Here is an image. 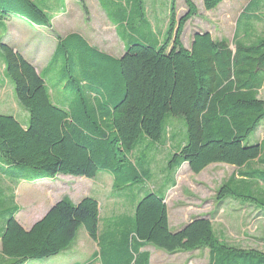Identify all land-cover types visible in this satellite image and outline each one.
Here are the masks:
<instances>
[{"label": "trees", "instance_id": "trees-1", "mask_svg": "<svg viewBox=\"0 0 264 264\" xmlns=\"http://www.w3.org/2000/svg\"><path fill=\"white\" fill-rule=\"evenodd\" d=\"M184 1L188 11L176 19L175 0H169L168 28L160 40L144 35L148 18L144 0H121L122 8L110 16L142 35L130 41L119 58L94 49L77 34L56 35V56L65 61L69 71L65 77H71L76 94V104L69 108L51 99L50 87L33 64L0 43L3 77L28 112L26 126L16 116L0 113V170L6 168L16 179L58 174L93 178L106 171L118 190L147 185L131 157L136 151L148 153L144 166L159 163L173 175L183 163L195 174L223 163L236 171L217 189L216 202L232 199L264 213V141H250L264 120V98L259 95L264 86V32L255 34L251 22L261 18L253 12L264 0H250L239 16L234 49L227 39H216L208 31L195 33L190 47H184L180 39L184 25L198 11L192 0ZM221 2L202 0L207 11ZM82 6L86 11L83 2ZM7 14L51 26L50 17L32 0H0V18ZM71 69L79 72L77 80ZM171 115L183 116L185 137L167 136ZM176 139L180 141L168 155L164 145ZM145 191L133 215L123 219L130 224L127 230H120L121 221L116 220L112 231L101 234L94 197L75 203L64 196L25 229L15 218L18 206L10 193L12 205L1 214L5 224L0 264L57 255L71 248L81 228L98 241L97 256L103 264H148L149 252L140 251L146 245L168 253L207 248L211 264H264V251L227 243L207 217L171 231L164 196ZM107 237L112 240L105 244ZM106 245L113 252L106 251Z\"/></svg>", "mask_w": 264, "mask_h": 264}, {"label": "rangeland", "instance_id": "rangeland-1", "mask_svg": "<svg viewBox=\"0 0 264 264\" xmlns=\"http://www.w3.org/2000/svg\"><path fill=\"white\" fill-rule=\"evenodd\" d=\"M158 1V0H154ZM163 3L159 4V18H162L159 14L168 15L169 0L167 1V8H163L165 0H159ZM197 7V14L191 17L184 25L181 42L184 47L189 48L193 39L195 31H208L216 39H227L230 42L231 48L234 49L233 35L235 34V24L237 17H239L242 12L246 9L249 0H222V2L213 10H205L203 8L202 0H192ZM54 4V2H53ZM154 6L151 0H144V9L148 13V9H152ZM175 18L178 19L188 11V7L184 0H175ZM165 9V13H163ZM58 12V0L56 6H54V16ZM255 15L261 16L259 20H251L252 26L255 29V34H262L264 32V4H261L256 10H254ZM150 19V15H148ZM93 21V20H92ZM153 21V19H151ZM88 28L91 31H99L101 28L98 24L91 22ZM142 28V26H141ZM159 26L157 29L159 30ZM144 29V27H143ZM65 61L58 56L55 60V64L50 66L47 70H43L44 63H40L39 71L41 75L45 78L48 86L50 87L51 99L66 108L73 107L76 104V94L74 88H72L71 77L67 78L69 71L65 66ZM43 64V65H42ZM79 72L74 69L70 70V75L77 80ZM3 77V63L0 60V80ZM67 78V79H66ZM69 82V86L66 84ZM260 97L264 98V86L260 90ZM0 113L11 114L18 118L20 122L27 123L28 112L18 103L15 98L13 88L8 80L0 81ZM168 123L171 131L174 133L185 137V124L183 116H173L168 118ZM251 142H261L264 141V120L260 123L256 132L250 138ZM133 161L139 167L143 175V181L146 182L149 188L157 186L158 182H163L164 186L171 184V180L174 176L176 185L172 190L169 191V207H170V220L171 224H177L178 219H180L179 211L189 213V215L203 216L210 213L211 222L215 233L224 239L227 243L240 248H256L264 251V213L260 210L255 209L253 206L247 204H241L239 201L226 199L222 202V210L218 211L216 207L217 203L215 199V193L217 189L224 182L228 180L230 175H232L236 168L223 164V163H213L208 165L203 171L198 174L193 173L186 163H183L177 170L176 174L173 175L172 170L164 165L156 163L150 165L149 167L144 166V162L148 157L146 151H136L131 154ZM162 161L164 160L161 159ZM162 163V162H160ZM30 173H35V170L29 169ZM104 177L109 179L107 174ZM69 176L73 186L78 187L81 181L76 176L58 174L53 178L37 179L36 181H21L20 183H15L13 186L10 184L6 186L3 183L6 181H0V214L4 210L11 206L12 203L7 198L10 193L14 194V202L18 206V211L15 215L16 220L22 226H29L30 222H33L34 215L36 218L41 216L46 210L49 209L52 204H54L59 198H62L65 194H69L70 197L72 192H69V187H65L62 181L66 182L64 177ZM100 177V176H99ZM113 176L110 175V180ZM97 181V180H96ZM94 182V188L101 184V181ZM103 183L105 189L100 195H96L100 202V220H99V230L100 234L102 232L112 231L114 227L118 224L115 219H118L122 211L128 209L129 206L124 207L125 202H130L131 194H137V188L135 185L120 188L118 190H111L110 182ZM110 185V186H109ZM139 185V184H138ZM86 185L84 187L87 190ZM83 188L77 190L75 188L74 193L76 196L83 194ZM135 189V190H134ZM72 193V194H71ZM90 194V193H88ZM94 192L90 195H93ZM83 197V196H82ZM73 200H76L73 197ZM32 213V214H31ZM124 218V217H123ZM125 220V219H124ZM121 220L119 226L120 230H127L129 227L128 221ZM124 221V222H123ZM183 222V221H182ZM86 239L87 234L84 228L78 231V236L74 242L77 245L76 251L77 255H71L70 249L61 252L55 256L48 258H43L39 260H32L31 262H36L39 264L46 263H57L66 264L65 261L69 257L77 258L80 263L86 261L92 251L97 247L95 243L88 242ZM105 244L112 240V238H105ZM74 244V246H75ZM81 244V245H80ZM80 245V246H78ZM76 247V246H75ZM153 249L156 247L152 246ZM111 252H113L108 245L104 247ZM158 249V248H156ZM164 253L163 261H155L156 257L152 261V264H211L210 251L207 248L194 250L190 252H177L172 255L162 249H159ZM83 252V253H82ZM87 254V256H86Z\"/></svg>", "mask_w": 264, "mask_h": 264}, {"label": "crops", "instance_id": "crops-1", "mask_svg": "<svg viewBox=\"0 0 264 264\" xmlns=\"http://www.w3.org/2000/svg\"><path fill=\"white\" fill-rule=\"evenodd\" d=\"M32 1L35 4H37L41 9H43V11L50 17L51 26H46L40 23H35L31 21L30 19L25 18L23 16L7 14L5 18H0V43H6L10 45L11 47H13L14 50L18 51L27 61L33 64L36 71L39 73L40 71H39L38 64L44 63L43 70H45L47 67V64L50 61H52L54 57L58 56V55L56 56L57 49H58V41H57L56 35H58L61 38H65L71 34H77L80 37H82L89 46L113 58L121 57L126 47L128 46V43L132 41L134 38L142 35V33H139V32H137L138 35L132 33L131 32L132 30H129V28L126 27V24L123 23L121 18L110 16V13L111 14L114 13L112 12V10H115L116 8L117 10L118 8H122L120 4L121 0H58V12L57 14H55V16H54L53 10H54V6H56L57 4V0H32ZM167 1L168 0H165V4L163 8L164 7L167 8V4H168ZM249 1L247 5L249 4ZM82 2L86 6V11L84 10L82 6ZM151 3H153L154 6L152 7L151 10L148 9V13L146 12L147 17H149L148 15H150V19L147 18V22L144 28L145 30L144 35H146L147 39L151 37L152 38L158 37V39L162 40L165 37L167 28H168V15L165 13L166 10L163 9L162 11L165 14L164 15H162L161 13L159 14L162 18H159L158 16V12H159L158 6L159 4L161 5L163 3L162 1L151 0ZM238 18L239 17H237V21H238ZM151 19H153V21H151ZM91 22L98 24V26L101 29L96 32L89 30L88 28L92 29L91 27H89V24H91ZM141 26L140 28H138L139 29L138 31L143 30ZM158 26L160 27L159 30L157 29ZM235 30H236V24H235ZM197 32H203V31H195V33ZM2 80L4 81V77H2L0 81ZM26 124L27 123L24 122L23 126H26ZM167 133H168L167 136L169 137V139L170 137H173L174 132L171 131V129H169ZM179 141L180 139H176L175 142H171L169 140L164 145L165 152L168 153L169 155V153L174 150L173 149L174 145L178 143ZM4 169L5 170H0V181L1 182L6 181V183H3V185H5L6 186L5 188H7L8 190H9L8 187H11L15 183H18V182L20 183L21 181H24V180L36 181L37 179L39 180L46 179V178H34V179L17 178L16 179L14 176L15 175L14 173H11V175L8 176L7 174L10 171L6 170V168ZM102 174H107L106 176H108L109 179L105 178L104 177L105 175H102ZM110 175L111 174L106 171H99L93 178H87L84 176H76L78 179L81 180L79 182L80 184L78 185V187L73 186L74 184L73 182L70 181L71 178L69 176L64 177L65 180L67 181L66 182L62 181L64 183L63 185L65 187H69V192L73 193L71 194L74 195L73 197H75L76 200H73L74 198L72 196L70 197L69 194H65L64 196H67L75 203L81 200L85 196L94 197L98 201L99 220H100L101 205L99 202V198L96 195H100L101 192L103 193L105 189L103 183H105V181H107L106 183L110 182V185H111L110 192L111 190H113L114 178L110 180ZM95 181L96 182L101 181V184L99 183V186L94 188L93 183ZM6 184L7 185L10 184L11 186H7ZM86 185H88L87 190L84 189ZM175 185H176V181L173 176L171 180V184L166 187L164 186L163 182H158L155 188L153 187L149 188L147 185H144L143 188L139 186L134 187V188H137V194L135 195L134 193H132L131 194L132 199L130 200V202L128 203L125 202L123 204L124 207L129 206V208L128 209L124 208V210L122 211L118 219H115V220L121 221L125 219L126 217L132 216L134 213V207H135L137 200L141 198V196L146 192L145 190L148 189V190L155 191L156 194L160 196H164V202L166 203V206H167L169 228L173 232L180 230L187 223H189L194 218H197L198 216L193 217L189 215V213L179 211L178 214L180 215L181 221L178 219L177 224H171L170 210H169L170 207H169L168 199H169V191L172 190ZM75 188L77 190H79L80 188H83L84 189L83 194L76 196V194L74 193ZM92 191L94 192V194L90 195ZM216 207L218 208V211L216 210V212H219V211L221 212L222 202H219V204H217ZM46 212L47 210L41 216H38L37 218L34 215L29 216V218L33 217V222H30L29 226L27 227L23 225L22 227L25 229H29L32 226V224H34L37 220H39ZM201 217H207L210 220L212 219L210 216V213L203 215ZM4 224H5V221L1 217V214H0V235L4 227ZM99 233H100V230H99ZM106 233H109V232H106ZM87 237L89 239H86V240L90 242V244L95 243L97 248L90 253L86 261H84L83 263H80L77 258H73L75 255L78 254V251H76L77 245L73 243L71 248H69L70 249L69 253L74 256L67 258L65 261L66 264H103L100 259V256H97V253L99 251L98 241L92 240L88 235ZM74 244L76 247L74 246ZM152 248H153L152 245H146L140 249V251L149 252L148 264H152L154 256L156 257V259L154 260V263L155 261H159L160 259L161 261H163V259H166L164 258V253H162V251L155 248L153 249V252H152ZM0 251H1V238H0ZM173 254L174 253H172V255ZM31 261L32 260H28L24 264H39L36 262L32 263ZM46 264H57V263H46ZM157 264L159 263L157 262Z\"/></svg>", "mask_w": 264, "mask_h": 264}]
</instances>
